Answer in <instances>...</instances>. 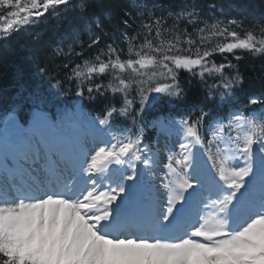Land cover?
I'll return each mask as SVG.
<instances>
[{"label":"snow or ice","instance_id":"1","mask_svg":"<svg viewBox=\"0 0 264 264\" xmlns=\"http://www.w3.org/2000/svg\"><path fill=\"white\" fill-rule=\"evenodd\" d=\"M99 5L0 0V45L53 14L66 29L28 53L46 74L63 58L57 91L0 126V264H264V92L240 70L264 57V14L140 4L109 32ZM193 81L198 112L180 108Z\"/></svg>","mask_w":264,"mask_h":264},{"label":"trees","instance_id":"2","mask_svg":"<svg viewBox=\"0 0 264 264\" xmlns=\"http://www.w3.org/2000/svg\"><path fill=\"white\" fill-rule=\"evenodd\" d=\"M175 0H100L99 7L93 11L101 19L105 21V25L109 32H112L116 25H119L120 31H129L120 23L125 9L135 14L138 5H151L159 3L169 5ZM203 5L215 3L218 9H223L231 14H240L246 16L247 23L254 17L259 18L264 14V0H198ZM113 23L108 24V20ZM59 21L55 14L47 19H42L39 24L19 32L14 35L7 45H0V125L2 118L15 109L22 121L28 116V110L31 107L30 94L42 93L48 95L56 92L51 85L54 83L52 76L57 73L51 71L54 67H59L63 63L62 57H50L52 63L48 65L49 73H43L40 68L43 65H37L28 58L30 50L49 51L54 49L60 39L61 34L66 29H58ZM135 25H133V28ZM119 35V32L116 33ZM79 51V49H77ZM231 58V57H229ZM219 59V57H217ZM80 62V61H77ZM240 70L245 79L244 91L259 95L264 92V57H252L245 55L240 61ZM62 77L63 73H59ZM181 82L190 79L186 72L180 74ZM106 82V81H105ZM73 85H65V93L53 100L71 104L76 99L73 95ZM189 91L186 99L180 104L182 110L197 111L198 107L204 102L200 87L193 81L191 85H187ZM81 106L85 112L98 109V105L90 103L86 98L81 102ZM52 112L57 108L49 105ZM95 114V113H93ZM152 130L146 133L147 139L151 140L154 136Z\"/></svg>","mask_w":264,"mask_h":264},{"label":"rangeland","instance_id":"3","mask_svg":"<svg viewBox=\"0 0 264 264\" xmlns=\"http://www.w3.org/2000/svg\"><path fill=\"white\" fill-rule=\"evenodd\" d=\"M4 119H5V118H4ZM4 119H3V121H4ZM3 121H2V122H3Z\"/></svg>","mask_w":264,"mask_h":264}]
</instances>
